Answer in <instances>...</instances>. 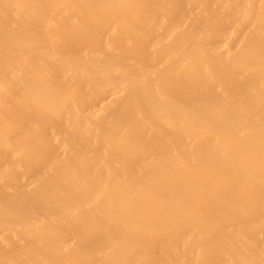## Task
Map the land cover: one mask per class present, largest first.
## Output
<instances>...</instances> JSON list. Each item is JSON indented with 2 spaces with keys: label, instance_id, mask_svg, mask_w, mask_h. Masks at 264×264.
I'll use <instances>...</instances> for the list:
<instances>
[{
  "label": "bare ground",
  "instance_id": "6f19581e",
  "mask_svg": "<svg viewBox=\"0 0 264 264\" xmlns=\"http://www.w3.org/2000/svg\"><path fill=\"white\" fill-rule=\"evenodd\" d=\"M0 264H264V0H0Z\"/></svg>",
  "mask_w": 264,
  "mask_h": 264
}]
</instances>
